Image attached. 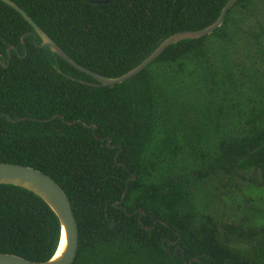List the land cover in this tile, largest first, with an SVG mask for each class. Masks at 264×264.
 Wrapping results in <instances>:
<instances>
[{
	"label": "trees",
	"instance_id": "1",
	"mask_svg": "<svg viewBox=\"0 0 264 264\" xmlns=\"http://www.w3.org/2000/svg\"><path fill=\"white\" fill-rule=\"evenodd\" d=\"M13 1L78 64L117 77L170 35L212 24L228 0ZM30 32L0 0L1 61L11 47L0 162L38 169L65 192L79 233L72 264H264V226L216 207L239 181L264 185V0H238L213 33L170 45L112 86ZM60 232L39 196L0 184L1 253L46 261Z\"/></svg>",
	"mask_w": 264,
	"mask_h": 264
},
{
	"label": "water",
	"instance_id": "2",
	"mask_svg": "<svg viewBox=\"0 0 264 264\" xmlns=\"http://www.w3.org/2000/svg\"><path fill=\"white\" fill-rule=\"evenodd\" d=\"M4 3L8 4L16 11H18L22 17L32 26L33 32H30L34 35V37L38 36L41 39L40 47L47 46L52 52L56 53L58 56L62 57L69 64H71L77 70L84 72L90 76H92L95 80L98 81L97 85L101 86H112L115 84H119L124 82L127 79L132 78L133 76L140 73L144 70L149 64H151L156 58H158L166 48L170 45L177 44L182 40L188 39H198L213 33L216 29H218L227 14V12L232 8V6L238 0H228L223 6L218 18L209 26L199 29V30H186L174 33L164 39L144 60H142L137 66L129 70L128 72L117 76V77H108L96 73L88 68H85L70 58L60 47L59 45L29 16V14L22 9L16 2L13 0H1ZM106 1H96L95 3H104ZM26 34L21 37L22 43L25 46L24 38ZM10 49L8 48V54L10 56ZM10 59V57H9ZM4 60V58H3ZM1 61V60H0ZM9 62V60H8ZM7 118L8 115H6ZM54 116L53 118H55ZM27 117L18 118L17 120L26 119ZM62 118V117H61ZM37 120L36 118H30ZM39 120V119H38ZM11 121H16L12 119ZM39 121H48V120H39ZM75 121H70L68 124H73ZM76 122H80L83 126L87 128H96L95 124H86L81 120H76ZM108 145H110L111 139L107 140ZM122 149L121 147L119 148ZM116 160V159H115ZM120 165H124L119 163ZM125 166V165H124ZM129 171V169H128ZM130 172V171H129ZM137 179L135 174H132L131 177L126 182V188L122 194L121 199L118 203H115L116 206H120V204L124 201L126 194L129 190V181H134ZM0 184H10L25 188L37 196H39L55 213L57 216L61 232L60 239L57 250L55 254L48 260L43 262H33L27 260L19 255L11 254V253H1L0 252V264H72L78 248L79 242V233L78 226L76 223V219L74 216V212L71 206V203L62 190V188L56 183L50 176L43 173L42 171L35 169L30 166L12 164L8 162H0ZM139 216L141 217L143 211L139 209ZM136 211L135 213H137ZM109 219V218H108ZM112 226H115V222H112ZM62 231L64 232L65 244L62 251L58 254V249L62 239ZM175 255V254H174ZM193 260L199 261L197 258H193L187 263L190 264Z\"/></svg>",
	"mask_w": 264,
	"mask_h": 264
},
{
	"label": "rangeland",
	"instance_id": "3",
	"mask_svg": "<svg viewBox=\"0 0 264 264\" xmlns=\"http://www.w3.org/2000/svg\"><path fill=\"white\" fill-rule=\"evenodd\" d=\"M239 184V189L233 188L229 195L216 200L217 209L231 213L233 222L258 228L264 226V185H260L259 179L239 181Z\"/></svg>",
	"mask_w": 264,
	"mask_h": 264
},
{
	"label": "flooded vegetation",
	"instance_id": "4",
	"mask_svg": "<svg viewBox=\"0 0 264 264\" xmlns=\"http://www.w3.org/2000/svg\"><path fill=\"white\" fill-rule=\"evenodd\" d=\"M9 57L11 58V54H10V56L8 54V60H10ZM0 65H2V66H8L9 65V62L8 61L5 62V59H4V60L0 61ZM173 245H175V253L174 254H177V252L180 251L181 254L183 255L184 249L180 245H177L176 242H173Z\"/></svg>",
	"mask_w": 264,
	"mask_h": 264
},
{
	"label": "bare ground",
	"instance_id": "5",
	"mask_svg": "<svg viewBox=\"0 0 264 264\" xmlns=\"http://www.w3.org/2000/svg\"><path fill=\"white\" fill-rule=\"evenodd\" d=\"M64 244H65V238H64V232L62 231V239H61V243H60V246H59V249L56 255H58L62 251Z\"/></svg>",
	"mask_w": 264,
	"mask_h": 264
}]
</instances>
